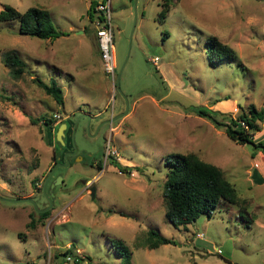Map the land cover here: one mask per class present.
Returning a JSON list of instances; mask_svg holds the SVG:
<instances>
[{"label": "rangeland", "instance_id": "rangeland-1", "mask_svg": "<svg viewBox=\"0 0 264 264\" xmlns=\"http://www.w3.org/2000/svg\"><path fill=\"white\" fill-rule=\"evenodd\" d=\"M166 1L159 19L164 0H136V17L134 0H110L111 74L100 60L90 0H0V10L46 8L66 32L40 38L19 32L18 18L0 22V182L9 187L0 194L32 192L45 207L46 175L55 162L65 163L46 185L53 193L48 216L35 211L28 232L23 210L8 209L21 203L0 200V241L14 251L0 244V264H125L119 240L130 249V264H264V118L253 135L263 145L255 147L194 110L203 105L234 115L252 103L264 109V0ZM209 35L232 46L236 57L210 64ZM13 48L27 65L18 77L3 62ZM35 77L55 78L63 103ZM53 113L61 115L53 127L30 120ZM62 121L67 127L58 141ZM171 152H194L218 165L242 202L220 200L210 217L171 224L162 196ZM150 228L175 243L149 247ZM68 247L83 258L66 261Z\"/></svg>", "mask_w": 264, "mask_h": 264}, {"label": "trees", "instance_id": "trees-1", "mask_svg": "<svg viewBox=\"0 0 264 264\" xmlns=\"http://www.w3.org/2000/svg\"><path fill=\"white\" fill-rule=\"evenodd\" d=\"M99 0H90L87 13L90 18L95 15L96 5ZM169 9L168 1L164 0L158 12V18L166 16ZM18 18V30L31 36L40 38L56 37L66 32L56 28L50 17L48 9L39 6H29L20 11L10 4H6L0 10V22ZM236 50L218 39L215 35L207 37V58L210 64L218 65L225 58H235ZM3 62L9 71L15 76H21L26 71L25 60L16 49H9L4 52ZM35 81L42 88L53 96L58 103H63V91L55 78L49 82L35 77ZM195 112L209 119L216 127H222L225 133L238 143H253L258 147L260 142L253 141L254 133L260 128L258 120L264 118V109L257 108L255 104H249L248 110L241 108L236 114L221 112L207 107L197 106ZM32 123L42 120L47 126L53 127L54 117L42 115L40 117H30ZM58 127V125H56ZM56 127V128H57ZM59 141V140H58ZM263 145V144H262ZM117 159L111 158V161ZM164 161L169 166L165 172L163 181L162 196L165 201L167 220L175 225H184L194 221L201 213L211 216L220 200H225L231 204H239L243 199L237 194V189L223 174L222 169L211 162L205 161L194 152H171L166 154ZM121 170L126 166L119 167ZM33 208L27 223L30 227L35 221ZM38 217L43 219L48 216L49 210L37 212ZM144 242L149 247H156L163 243H175L172 237L161 234L157 229L150 228L146 231ZM117 249L122 255L124 263L130 264V249L123 241L116 242ZM64 254L71 253L74 260L83 258L75 252V248L68 247Z\"/></svg>", "mask_w": 264, "mask_h": 264}, {"label": "built area", "instance_id": "built-area-1", "mask_svg": "<svg viewBox=\"0 0 264 264\" xmlns=\"http://www.w3.org/2000/svg\"><path fill=\"white\" fill-rule=\"evenodd\" d=\"M96 39L99 48V56L104 70L107 73L114 74L115 59L113 47V26L111 23L110 0H99L96 5L95 15L93 16ZM156 62V59L154 60ZM53 117L59 119V113H53ZM78 253V251H75ZM74 255L67 253L65 260H71Z\"/></svg>", "mask_w": 264, "mask_h": 264}, {"label": "water", "instance_id": "water-1", "mask_svg": "<svg viewBox=\"0 0 264 264\" xmlns=\"http://www.w3.org/2000/svg\"><path fill=\"white\" fill-rule=\"evenodd\" d=\"M135 3H136V0H134V15L136 17V4ZM119 72H118V74L116 76V79H115V86L118 89H119ZM124 113H125V111H123L121 113H118L117 115H114L111 119H109V121H112L113 119H115V118L123 115ZM80 117H86L87 121H88V119H90V115L84 114V113L81 114ZM66 127H67V123L66 122H63L62 121V122L59 123V125L57 127V130H56V139L57 140L63 141V135H64V132H65V128ZM74 128L75 127H73V129ZM75 152H76L75 151V148L72 151H70V153H75ZM58 164H65V163L55 162V164H53L51 166V168L49 169V172L46 175V178H45V180L43 182L42 188H43V190H44V192L46 194V197L48 198V201H49V204L47 206H45V207H38L36 201L32 197H29V196L18 197V198H11V197H6V196H3V195L0 194V198L1 199H5V200H9V201H14V202H29V203H31L34 206V209L36 211H38V212L46 211L50 207V205H51V198H52V195H53L51 186H49L48 189L46 190V185H47V182H48V180H49L52 172L54 171V169L56 168V166ZM60 179H61V177H60ZM94 193H95V186L92 185L91 186V194L94 195Z\"/></svg>", "mask_w": 264, "mask_h": 264}, {"label": "crops", "instance_id": "crops-1", "mask_svg": "<svg viewBox=\"0 0 264 264\" xmlns=\"http://www.w3.org/2000/svg\"><path fill=\"white\" fill-rule=\"evenodd\" d=\"M112 118V117H111ZM109 120V119H108ZM257 173H258V171H256V176H258L257 175ZM262 179V178H261ZM43 186V185H42ZM0 188H7V189H9V187H8V184H7V182L6 181H1L0 182ZM30 195L32 196V192L31 193H21V194H17L16 196H14V197H12V196H7L6 195V197H11V198H18V197H25V196H29L30 197ZM5 196V195H4ZM0 200H5V199H1L0 198ZM9 201V200H8ZM9 202H14V201H9ZM17 203H21L20 205H17V206H19V207H16V205H12L11 207H8V209L9 208H11L10 210L12 211L13 210V212L15 211V210H19V209H21V210H23V213L27 216V221H26V223H25V229H26V231L25 232H28V230H27V223L31 220V217H30V213H31V211H32V209H31V207H29V205L28 204H26L25 202H17ZM33 206V205H32ZM32 226H35V221H34V223H33V225ZM23 231H19L18 232V237H23V238H26L25 236H23ZM0 244H5V245H8L9 246V249L12 251L13 249H12V245L11 244H9V243H7L6 241H0ZM12 252H14V251H12ZM29 252V251H28ZM30 253V252H29ZM13 255L15 256V258H17V256L13 253Z\"/></svg>", "mask_w": 264, "mask_h": 264}, {"label": "flooded vegetation", "instance_id": "flooded-vegetation-1", "mask_svg": "<svg viewBox=\"0 0 264 264\" xmlns=\"http://www.w3.org/2000/svg\"><path fill=\"white\" fill-rule=\"evenodd\" d=\"M92 163L96 164V161H93Z\"/></svg>", "mask_w": 264, "mask_h": 264}]
</instances>
